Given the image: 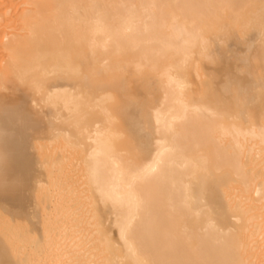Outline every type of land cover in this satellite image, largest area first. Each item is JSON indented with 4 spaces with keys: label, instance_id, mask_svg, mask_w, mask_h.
I'll return each mask as SVG.
<instances>
[{
    "label": "bare ground",
    "instance_id": "1",
    "mask_svg": "<svg viewBox=\"0 0 264 264\" xmlns=\"http://www.w3.org/2000/svg\"><path fill=\"white\" fill-rule=\"evenodd\" d=\"M0 264H264V0H0Z\"/></svg>",
    "mask_w": 264,
    "mask_h": 264
}]
</instances>
